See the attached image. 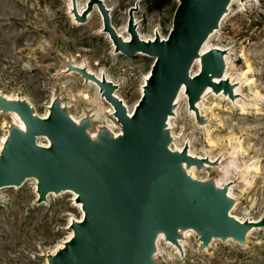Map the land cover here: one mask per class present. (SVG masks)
I'll list each match as a JSON object with an SVG mask.
<instances>
[{"label": "water", "instance_id": "95a60500", "mask_svg": "<svg viewBox=\"0 0 264 264\" xmlns=\"http://www.w3.org/2000/svg\"><path fill=\"white\" fill-rule=\"evenodd\" d=\"M230 2L178 0L167 36L155 33L147 39L137 31L136 3L128 8L125 39L111 24L103 0H87L80 15L71 0L79 22H85L96 5L114 52L153 57L131 113L114 93L117 84L65 61L66 72L93 81L111 103L117 132L106 125L96 127L88 114L75 119L59 95L41 116L26 99L0 93V111L14 113L19 121L10 123L0 147V188L34 178L36 204L48 202L50 194L72 191L83 211L80 220L71 219V236L46 255V264H160L161 238L181 251L183 231L191 230L204 249L216 239L244 244L253 228H264V212L255 221L231 214L235 199L228 194L230 181L220 186L213 177L190 174L191 167L204 169L217 165V159L189 154L188 143L181 149L172 147L169 118L175 115L181 91L199 124L206 119L196 104L208 87L231 99L237 96L235 84L223 77L227 50L202 51ZM196 62L199 69L192 73ZM41 137L45 142L38 141Z\"/></svg>", "mask_w": 264, "mask_h": 264}, {"label": "rangeland", "instance_id": "374dc122", "mask_svg": "<svg viewBox=\"0 0 264 264\" xmlns=\"http://www.w3.org/2000/svg\"><path fill=\"white\" fill-rule=\"evenodd\" d=\"M75 1L76 8L87 4ZM103 2L110 9L111 24L124 35L128 8L137 3V31L147 39L155 33L167 36L178 0ZM69 7L71 0H0V93L26 99L41 116L59 95L75 119L88 114L96 127L106 125L117 132L113 110L97 86L76 72H66L65 61L107 76L118 85L115 94L131 111L153 57L114 52L98 9L93 7L86 21L79 22ZM226 13L208 47H221L230 54L229 73L237 78L238 95L234 99L207 95L203 124L189 111L184 95L170 117V127L176 137L173 148L188 143L195 155H221L215 166L225 169L238 194L231 214L255 221L264 212V0H236ZM12 122L18 123L12 113L0 111V146ZM193 172L199 179L217 177L211 165L193 167ZM35 190L32 178L21 186L0 188V264H46V255L68 239L71 219L81 218L73 193L51 194L48 202L36 204ZM188 232L181 251L160 239V264H264V228L251 230L244 244L216 239L204 249L197 235Z\"/></svg>", "mask_w": 264, "mask_h": 264}, {"label": "bare ground", "instance_id": "6f19581e", "mask_svg": "<svg viewBox=\"0 0 264 264\" xmlns=\"http://www.w3.org/2000/svg\"><path fill=\"white\" fill-rule=\"evenodd\" d=\"M236 0H231V2H230V4L228 5V10L230 9V7H231V5H232V3L233 2H235ZM87 3V2H86ZM71 6V5H70ZM85 7H86V5H84L83 7H80L79 5H78V7L76 8L77 9V11H78V14L80 15L82 12H83V10L85 9ZM94 7H96V5L94 6ZM71 7H69V9H70ZM97 8V7H96ZM227 13H225L224 15H223V17H222V19H221V21H220V24H219V26H221V22H222V20H223V18L225 17V15H226ZM71 15H72V13H71ZM101 16V15H100ZM76 20V19H75ZM117 32H119V31H117ZM216 32V29L209 35V37L207 38V40L205 41V43L203 44V46H202V51H205V50H207V49H210L209 47H208V43H209V39L214 35V33ZM103 33V32H102ZM106 33V32H105ZM125 39H128V37H129V35H128V33H126V35H124L121 31L119 32ZM106 35L108 36V33H106ZM140 35V34H139ZM140 37H142L141 35H140ZM108 38H109V36H108ZM143 38V37H142ZM110 39V38H109ZM111 40V39H110ZM111 43H112V41H111ZM215 47H217V46H215ZM212 48V47H211ZM219 48H221V47H219ZM230 54L229 53H227V54H225V64H226V68H225V71H224V76L223 77H228L229 78V80H230V82L231 83H234L235 85L237 84V82L235 81V79H237L236 78V76H234V75H231L230 73H229V58H230V56H229ZM72 63L73 64H75V65H78V66H80V67H83L84 65H81V64H76L74 61H72ZM194 66H195V69H193L192 70V73H196L197 71H198V69H199V65H198V62H196L195 64H194ZM87 68V67H86ZM87 70L88 71H90V72H92V73H94V74H96L97 76H101L102 74L101 73H98V72H95V71H93L92 69H88L87 68ZM150 72V71H149ZM149 72H148V74H149ZM69 74V73H68ZM148 74L145 76V78L148 76ZM106 78L108 79V80H110L107 76H106ZM238 80H240V79H238ZM144 81H145V79H144ZM216 81H218V80H216ZM89 83H92V84H94L95 86H97L93 81H89ZM91 84V85H92ZM144 84V83H143ZM243 85V84H242ZM93 86V85H92ZM97 88H98V86H97ZM96 88V89H97ZM236 87H234V93H235V95H238V93H237V90H238V88L239 87H237L236 89H235ZM242 90V89H241ZM240 90V91H241ZM141 92H142V87H141ZM115 93V92H114ZM214 92L208 87L206 90H205V92L203 93V95H202V97H201V99H200V101H198L197 102V108L199 109V113L201 114V115H205V105H204V103H205V99H206V97H207V95L209 96V95H214L213 94ZM242 93H244V92H242ZM215 94H217V93H215ZM218 94H221V95H223V96H225V97H227V95H225L224 93H218ZM240 94V93H239ZM116 96H117V94H115ZM184 96V93H183V91H181L180 93H179V95L177 96V103L180 101V99L182 98ZM102 97V96H101ZM118 97V96H117ZM103 98V97H102ZM102 98H100V99H102ZM104 99V98H103ZM208 100V99H207ZM183 101V100H182ZM64 103V102H63ZM109 103V102H108ZM110 104V106H111V108H112V110H113V106L111 105V103H109ZM207 104V103H206ZM239 106V105H238ZM99 110H100V108H99V106H97V107H95V112L97 113V111L99 112ZM127 110H128V112L129 113H131L132 112V110L130 111L129 109H128V107H127ZM189 111L190 112H193L194 113V117H195V112H194V110H190L189 109ZM47 113V112H46ZM12 115H14L15 116V119L17 118V116L14 114V113H12ZM46 115V114H45ZM93 117V116H92ZM17 120H18V118H17ZM19 122V121H18ZM169 124H171L170 123V118H169ZM199 126V125H198ZM172 135H173V138H174V142L172 143V147H173V145L175 144V141H176V137H175V135H174V133L172 132ZM40 140V139H39ZM1 147V146H0ZM183 147V145L182 146H180V147H178L177 149H181ZM188 152H189V154H191V155H195L192 151H191V148H190V144H189V149H188ZM195 156H199V155H195ZM199 157H202V156H199ZM220 157H221V155H210L209 156V159L210 160H215V159H217V160H219L220 159ZM224 159H225V157H224ZM214 166V168H215V170L217 171V177H215V181H216V183L218 184V185H220V186H222V185H224L225 183H227V182H229L230 180L228 179L229 178V175H227V173H226V171H225V169L223 168V167H218V166H215V165H213ZM207 167H209V165H207ZM189 172H190V174L192 175V176H195V173L193 172V167H191L190 169H189ZM197 172V171H196ZM33 180H35L34 178H32ZM36 181V180H35ZM14 188V187H13ZM69 192H71V193H73V198H75L76 197V194L74 193V192H72V191H69ZM228 194L231 196V197H233L234 199H235V201L237 200V193L235 192V189H234V187H232L231 185L229 186V188H228ZM51 195V194H50ZM74 203L79 207V209H80V211H81V217L83 216V211H82V209H81V204L80 203H77V202H75L74 201ZM235 206V205H234ZM81 219V218H80ZM80 219H76V220H80ZM249 220H252V219H249ZM254 229V228H253ZM252 229V230H253ZM70 233H69V237L71 236V234H72V230L70 229ZM183 234L185 235V238L186 237H189L190 236V233L188 232V231H183ZM189 239V238H188ZM181 241V240H180ZM159 242H160V240H159ZM158 242V243H159ZM168 244L170 243L172 246H174L175 247V249L177 250V251H179V249H178V247L177 246H175V245H173L170 241H166ZM184 241H181V247L183 248V246H184V243H183ZM212 242V241H211ZM214 242V241H213ZM235 242V241H234ZM210 245H211V243H210ZM183 250V249H182ZM159 253V252H158ZM178 254V253H177ZM183 254V253H182ZM159 259V258H158ZM161 264H162V262H161Z\"/></svg>", "mask_w": 264, "mask_h": 264}, {"label": "built area", "instance_id": "2783aa9c", "mask_svg": "<svg viewBox=\"0 0 264 264\" xmlns=\"http://www.w3.org/2000/svg\"><path fill=\"white\" fill-rule=\"evenodd\" d=\"M162 37H163V36H162ZM41 144L45 145L44 143H41Z\"/></svg>", "mask_w": 264, "mask_h": 264}]
</instances>
